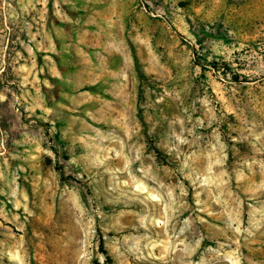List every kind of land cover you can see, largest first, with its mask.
I'll return each mask as SVG.
<instances>
[{
	"label": "rangeland",
	"instance_id": "obj_1",
	"mask_svg": "<svg viewBox=\"0 0 264 264\" xmlns=\"http://www.w3.org/2000/svg\"><path fill=\"white\" fill-rule=\"evenodd\" d=\"M0 264H264V0H0Z\"/></svg>",
	"mask_w": 264,
	"mask_h": 264
},
{
	"label": "trees",
	"instance_id": "obj_2",
	"mask_svg": "<svg viewBox=\"0 0 264 264\" xmlns=\"http://www.w3.org/2000/svg\"><path fill=\"white\" fill-rule=\"evenodd\" d=\"M105 256H106L107 258H109L107 253H105Z\"/></svg>",
	"mask_w": 264,
	"mask_h": 264
}]
</instances>
